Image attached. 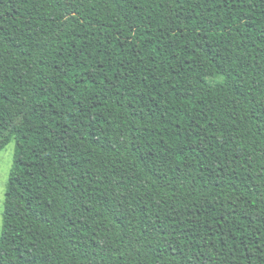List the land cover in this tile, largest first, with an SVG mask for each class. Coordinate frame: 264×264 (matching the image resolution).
<instances>
[{"label": "trees", "instance_id": "1", "mask_svg": "<svg viewBox=\"0 0 264 264\" xmlns=\"http://www.w3.org/2000/svg\"><path fill=\"white\" fill-rule=\"evenodd\" d=\"M11 141L0 264H264V0H0Z\"/></svg>", "mask_w": 264, "mask_h": 264}, {"label": "rangeland", "instance_id": "2", "mask_svg": "<svg viewBox=\"0 0 264 264\" xmlns=\"http://www.w3.org/2000/svg\"><path fill=\"white\" fill-rule=\"evenodd\" d=\"M218 78H211L209 82H215ZM14 141H11L7 146L0 152V233L2 218L1 214L3 211L4 193L6 189V183L8 180L9 171L12 167L13 155H14Z\"/></svg>", "mask_w": 264, "mask_h": 264}]
</instances>
